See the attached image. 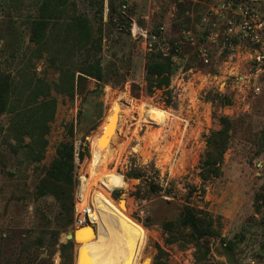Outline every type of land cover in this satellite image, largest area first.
I'll return each mask as SVG.
<instances>
[{"label": "rangeland", "instance_id": "obj_1", "mask_svg": "<svg viewBox=\"0 0 264 264\" xmlns=\"http://www.w3.org/2000/svg\"><path fill=\"white\" fill-rule=\"evenodd\" d=\"M70 2L95 30L101 27L102 64L106 70L117 68L124 81L108 75V82L98 84L88 77L72 100L52 90L57 98L55 118L40 162H29L13 152L14 141L6 129L8 115L0 114V264H61L58 249L32 244L57 213L52 197L35 199L33 191L65 138L67 123H72L74 134V201L80 191L96 197L108 190L121 211L147 233L142 262L152 264L160 246L168 252L170 263L193 264L194 247L166 244L159 226L162 219L178 216L192 184L205 189L202 200L193 197L192 204L205 206L220 222L221 237L238 242L234 264H264V201L256 198L264 186V0ZM37 4L38 0H0V64L6 70L33 66L31 71L52 81L58 74L44 57L31 58L29 52L28 20L37 14ZM245 7L257 15L249 22L250 33L242 27ZM15 34L21 47L16 59L12 57ZM155 44L166 53L172 52L173 45L177 49L168 91L149 94L144 67ZM217 94L227 95L232 103L222 105ZM122 95L114 143L101 157H93V140ZM219 115L234 121L222 173L201 184L198 174L205 139L220 127ZM131 168H140L143 177H125ZM107 175L109 184H104ZM117 175L119 187L111 183ZM149 179L161 189L153 192ZM69 231L60 233L59 243L68 241ZM208 242L207 264H230L220 238Z\"/></svg>", "mask_w": 264, "mask_h": 264}, {"label": "trees", "instance_id": "obj_2", "mask_svg": "<svg viewBox=\"0 0 264 264\" xmlns=\"http://www.w3.org/2000/svg\"><path fill=\"white\" fill-rule=\"evenodd\" d=\"M10 1L14 3L17 0ZM36 11L37 14L28 20L30 56L35 59L44 57L48 67L58 74L57 78L49 81L44 76H38L34 69L31 71L33 66L22 65L6 70L0 64V114L8 115L6 129L8 136L14 141L10 144L13 152L21 153L29 162H40L44 158L47 146L45 136L50 132V123L55 118L57 105V98L52 95V90L72 100L76 91L84 89L88 77L95 79L98 84L108 82V75L122 77L114 66H109L106 70L102 64L99 55L102 47L101 27L95 30L86 15L76 13L71 8L70 0H38ZM13 39L15 44L12 57L16 59L20 55V37L15 34ZM176 49L177 46L173 45L172 52L166 53L155 44L146 55L145 88L149 94L155 90L168 91L173 73L172 56ZM119 79L124 81V77ZM217 97L222 105L232 103L227 95L217 94ZM218 123L220 127L211 131L205 139V151L200 160L198 174L201 184L219 177L222 173L223 154L228 147L234 121L228 116L219 115ZM73 136V125L67 123L65 138L57 144L54 157L38 178L33 191L35 199L52 197L57 213L52 220L48 219L32 244L58 249L61 264H74L75 257L71 240L58 242L61 232L74 229ZM79 157H83V152L79 153ZM143 175L140 168H131L125 177L141 179ZM119 181V175L111 179V183L117 187ZM149 181L153 192L161 189L154 179ZM204 192V188L192 184L187 186L186 200L178 216L164 218L159 222L165 233L164 242L176 243L180 248L191 244L194 247L193 264H207L211 257L208 241L210 238L219 237L229 263L234 264L233 251L238 242L221 237L218 229L220 222L212 217L205 206L192 204V198L202 200ZM136 194L139 195V192ZM256 198L264 201V186ZM149 223L143 222L145 226ZM156 248L152 264H177L169 262L168 252L164 248Z\"/></svg>", "mask_w": 264, "mask_h": 264}, {"label": "bare ground", "instance_id": "obj_3", "mask_svg": "<svg viewBox=\"0 0 264 264\" xmlns=\"http://www.w3.org/2000/svg\"><path fill=\"white\" fill-rule=\"evenodd\" d=\"M124 98L125 95H122L111 106L106 120L101 125V131L95 136L92 144L93 157H101L111 149L118 134L123 106L121 101ZM113 112L115 115L110 127H107ZM109 177L110 175H107L103 179L104 184H109ZM108 193L106 190L105 193L101 191L96 197L93 196L92 225L95 230L87 225L76 230V240L82 243L78 248V264H147L142 262V250L147 240L145 229L134 222L126 211H121L118 203L114 202Z\"/></svg>", "mask_w": 264, "mask_h": 264}, {"label": "built area", "instance_id": "obj_4", "mask_svg": "<svg viewBox=\"0 0 264 264\" xmlns=\"http://www.w3.org/2000/svg\"><path fill=\"white\" fill-rule=\"evenodd\" d=\"M242 27L246 29V32H251V26L249 22L257 17L256 13L250 8L245 7L242 11ZM253 39L259 42L257 33L253 34ZM207 61V59H205ZM93 196L86 197L83 192H79L77 199L73 204V226L79 228L88 224H93ZM94 226V225H93ZM95 227V226H94Z\"/></svg>", "mask_w": 264, "mask_h": 264}, {"label": "water", "instance_id": "obj_5", "mask_svg": "<svg viewBox=\"0 0 264 264\" xmlns=\"http://www.w3.org/2000/svg\"><path fill=\"white\" fill-rule=\"evenodd\" d=\"M114 112H113V114L111 115V117H110V120H109V122H107L108 124H107V127H110V123H111V121H112V118L114 117ZM89 225H91V224H88L87 226H89ZM91 227L95 230V227L93 226V225H91ZM78 228H75V229H71L68 233H66V239L67 240H71L72 242H74V243H76V245H77V250H76V254H75V257H74V264H78V248H79V246L82 244L81 242H78L77 240H76V230H77Z\"/></svg>", "mask_w": 264, "mask_h": 264}]
</instances>
